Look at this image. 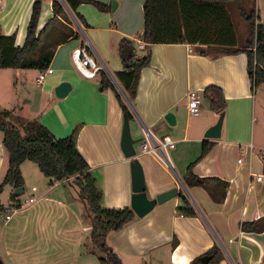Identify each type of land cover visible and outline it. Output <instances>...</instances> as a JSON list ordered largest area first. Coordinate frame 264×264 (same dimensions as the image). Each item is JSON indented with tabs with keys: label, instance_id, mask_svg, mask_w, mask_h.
Returning a JSON list of instances; mask_svg holds the SVG:
<instances>
[{
	"label": "crops",
	"instance_id": "obj_1",
	"mask_svg": "<svg viewBox=\"0 0 264 264\" xmlns=\"http://www.w3.org/2000/svg\"><path fill=\"white\" fill-rule=\"evenodd\" d=\"M34 1L0 0V32L14 36L16 46L24 43ZM52 1L41 2L35 30V35L40 34V43L29 55L35 60L46 57L52 72L30 68L28 73L21 68H1L0 110H11L25 119H37L56 137L67 136L76 129L77 149L97 179L102 206L130 207L132 158L125 157L120 147L124 113L113 90L119 92L121 87L114 74L123 69L118 53L123 38L134 42L137 55L145 53V43L141 40L145 0H97L108 5L105 11L92 4H81L77 12L82 20L73 15L72 24L61 17L52 19ZM112 1L116 3L114 10H111ZM255 9L257 17L264 22V0H255ZM234 31L236 47L244 48L248 39L243 42L238 39L235 25ZM140 42L143 48H138ZM83 45L104 66L110 84L102 83L100 72L93 78H85L76 69L71 52ZM216 48L213 44L187 42L150 45V61L140 71L135 97L130 105L122 98L132 115L129 126L134 139H140L148 129L159 137L169 135L176 144H190L195 149L200 144V152L201 142L211 141V147L191 170L199 177L226 181L225 198L215 202L203 187L184 185L182 177L186 167L195 160L183 166L181 177L175 173V180L165 161L136 152L149 198L174 187L178 193L156 204L144 216L136 215L121 229L107 233L105 243L122 264H189L204 254L217 255L214 263L207 264H264V229L259 232L241 229L243 222L264 218V152L254 155L252 142L240 149V142L247 141L244 140L248 137L246 115L253 110L254 103L247 55L244 51L218 52ZM198 50L208 53L201 54ZM41 73L44 76L38 83ZM63 80L69 81L72 88L65 97L57 98L53 88ZM210 85L221 89L225 101V124L217 139L204 137L220 113L203 95V90ZM190 91L201 98L198 116L192 117L187 110ZM203 99L207 100L208 107L202 104ZM168 111L175 114V125L164 120ZM131 120H136L135 134L131 132ZM249 138L251 141L252 133ZM239 150L247 152L246 160L238 161ZM167 157L173 166L169 153ZM7 165L8 154L0 132V179ZM19 168L23 178L21 188L29 194L26 198L17 196L20 207L13 208L8 198L14 188L8 187L6 204L11 211L7 219L0 215V261L4 264H96L97 256L83 246L89 228L81 218L84 207L76 189L67 181L49 179L32 161H23ZM259 175L261 179L257 180ZM4 188L0 186V194ZM182 197L195 215L179 210L185 207ZM29 198L33 201L29 202ZM213 248L214 254L208 252Z\"/></svg>",
	"mask_w": 264,
	"mask_h": 264
},
{
	"label": "trees",
	"instance_id": "obj_2",
	"mask_svg": "<svg viewBox=\"0 0 264 264\" xmlns=\"http://www.w3.org/2000/svg\"><path fill=\"white\" fill-rule=\"evenodd\" d=\"M73 15L82 20L77 12L81 4H92L98 10L105 11L108 5L97 0H64ZM237 2L240 15L249 25V39L244 48L236 47L234 24L229 16L226 4ZM253 8L247 12L242 0H145L143 4L144 30L141 40L145 43V53L137 55L133 41L123 38L118 47L123 69L114 76L121 85L129 101L136 94L140 71L150 61V45L155 43L187 42L190 44H213L218 52L234 53L244 51L247 55V74L250 88L264 82V22L256 15L255 0H251ZM42 0H35L28 23L25 40L22 46L14 44V36H5L0 32V69H47L49 60L46 57L35 60L29 55L37 50L40 34L35 35L37 18ZM53 18L68 20L63 4L52 1ZM206 54L205 50H198ZM102 83H109L105 72L100 71ZM117 101L123 111L132 118L128 107L120 93L114 89ZM203 95L210 105L219 112H224L225 101L220 88L210 85L203 90ZM0 132L2 145L8 154V165L0 186L5 184L13 188L22 187L23 178L20 164L32 161L49 179L67 181L76 189L80 202L83 203L82 220L89 228V235L83 246L89 253L97 256V264H122L118 256L106 245L105 237L111 231H117L135 218V213L129 207L106 208L102 206V191L97 179L89 169V165L76 145V129L64 137H56L45 125L37 119L18 117L11 110H0ZM212 142L203 140L201 152L195 161L191 162L182 177L185 186H201L211 196L213 201L221 202L225 198L228 183L217 177H199L192 172V166L211 147ZM180 208L185 214L193 216L194 209L187 205ZM8 204L13 208L20 207L18 197L13 193L8 198ZM241 229L246 232H259L264 229V218L243 222ZM208 252L215 253L213 248ZM217 255L209 261L214 263ZM189 264H202L199 257Z\"/></svg>",
	"mask_w": 264,
	"mask_h": 264
},
{
	"label": "rangeland",
	"instance_id": "obj_3",
	"mask_svg": "<svg viewBox=\"0 0 264 264\" xmlns=\"http://www.w3.org/2000/svg\"><path fill=\"white\" fill-rule=\"evenodd\" d=\"M251 2H252L251 0H242V4H243V6L247 12H249L253 8V3H251ZM226 6L228 8L229 16L231 17V20L233 21V23L235 25V30H236V34H237L238 39L241 40L242 42L245 39H249V25L244 20V18L240 15V13L237 9V2L236 1H230L226 4ZM67 15H68V13H67ZM74 20H75L74 16L72 17V15H68L67 21L69 23L72 24ZM195 49H198V47H195ZM138 51H139V49H138ZM25 71H29V70L26 69ZM103 71L105 73H107V71L105 69ZM28 73H31V71H29ZM110 73L113 74V72L111 70H110ZM19 86H20V84H19ZM253 95H254L253 110L250 109V112L246 115V118H247L246 121L248 124L246 127V134L248 137L246 139H244L247 141H241L240 142V146H241L240 149H243L245 147V144L252 142L254 147L251 148V150H253L254 155L257 156L261 152H264V82L259 84L256 87H254ZM202 104L204 105V107H208L207 106L208 105L207 100L203 99ZM200 114H201V110H200ZM193 119H195V117L190 118L191 121ZM135 121H133V120L130 121L132 134L134 133ZM223 123L225 124L224 118H223ZM251 133H252V139L250 141L249 135ZM240 134H243V131ZM139 138L142 140L143 136H141ZM141 140L134 145L136 152H137V155H140V153H141V150H140ZM168 153L174 162L173 163L174 169H173V171H171V173H172L171 175L176 180L175 173L177 174L178 177H181L182 171H183V166L188 164L190 161L195 160L196 157L200 154V144H198V146H196V149H195V146H193V145L187 144V146H186L184 144H179V143L176 144V141H175V149L168 150ZM236 155H237L236 156L237 159H241V160H246L248 157L247 152L240 151V150ZM3 177H4V174L0 179L1 180L0 184L3 181ZM4 186H5V188H4L3 192L0 194V204H2V206L6 209L7 208L6 196H7L8 187H10V186L8 184L7 185L5 184ZM181 187H182V185H181ZM146 191H147V186H146L145 192ZM28 194H29V192L27 191V189H25L24 193L21 194L20 197L26 198L28 196ZM184 194H185V196H187L186 193H184ZM187 198H188V196H187ZM217 245L219 246L218 242H217Z\"/></svg>",
	"mask_w": 264,
	"mask_h": 264
},
{
	"label": "water",
	"instance_id": "obj_4",
	"mask_svg": "<svg viewBox=\"0 0 264 264\" xmlns=\"http://www.w3.org/2000/svg\"><path fill=\"white\" fill-rule=\"evenodd\" d=\"M63 6L65 7L66 11L69 15L73 14L64 0H60ZM115 1L111 2V10L115 8ZM115 80V79H114ZM72 84L67 81L63 80L60 81L54 88L53 93L57 98L65 97L68 92L71 90ZM119 92L124 100L130 105V101L128 100L126 94L119 86ZM164 120L169 125L176 124V117L175 114L171 111H168L163 116ZM224 112H220L217 121L211 125L206 131L204 132V137L208 139H217L221 136V129L223 124ZM141 139H134L130 133V126H129V118L126 113L123 114V124H122V132H121V139H120V147L125 157L132 158V162L130 164L131 168V188H132V196L130 201V208L133 210L135 215L138 217H142L147 214L156 204H160L165 202L166 200L174 197L177 195L178 191L177 188H172L168 191L162 192L157 194L153 198H149L145 192L146 186L144 181V173L142 166L138 159L136 158V149L134 145L139 142ZM180 181V180H179ZM180 183V182H178ZM180 185V184H179ZM181 186V185H180ZM23 193V189L21 187H16L13 190V194L15 196H19ZM212 254H204L199 257L202 264H207L211 259ZM0 264H4L0 261Z\"/></svg>",
	"mask_w": 264,
	"mask_h": 264
},
{
	"label": "built area",
	"instance_id": "obj_5",
	"mask_svg": "<svg viewBox=\"0 0 264 264\" xmlns=\"http://www.w3.org/2000/svg\"><path fill=\"white\" fill-rule=\"evenodd\" d=\"M138 48H143V43H138ZM71 58L76 69L85 77L93 78L101 70H104V66L100 64L94 57L90 54L88 46L83 45L76 47L71 52ZM52 69L47 68L45 73H51ZM44 73H41L37 78V82L41 83ZM187 110L191 116H198L201 110V98L195 91H190L187 94ZM175 147V141L169 136L164 135L159 137L152 133L150 130L143 131V138L141 140L140 150L142 153L150 154L154 157L160 158L165 161L168 168L173 171V166L167 157L168 150ZM251 148L252 145H249ZM239 162L241 159L238 160ZM261 176L257 177L260 180ZM29 202L33 201V198L28 199ZM11 209L4 208L0 205V215L4 216L5 219L9 218Z\"/></svg>",
	"mask_w": 264,
	"mask_h": 264
}]
</instances>
